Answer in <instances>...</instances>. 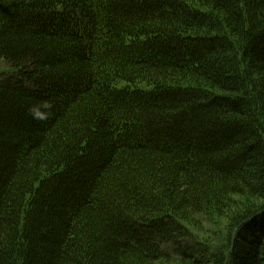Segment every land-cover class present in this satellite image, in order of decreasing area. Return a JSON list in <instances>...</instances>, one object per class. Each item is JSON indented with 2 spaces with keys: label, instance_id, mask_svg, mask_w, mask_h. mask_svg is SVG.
<instances>
[{
  "label": "trees",
  "instance_id": "trees-1",
  "mask_svg": "<svg viewBox=\"0 0 264 264\" xmlns=\"http://www.w3.org/2000/svg\"><path fill=\"white\" fill-rule=\"evenodd\" d=\"M0 61V264H264V0H0Z\"/></svg>",
  "mask_w": 264,
  "mask_h": 264
},
{
  "label": "clouds",
  "instance_id": "clouds-1",
  "mask_svg": "<svg viewBox=\"0 0 264 264\" xmlns=\"http://www.w3.org/2000/svg\"><path fill=\"white\" fill-rule=\"evenodd\" d=\"M52 105L48 102H43L42 104L38 105V106H33L29 109V112L32 114L34 119H38V120H44L47 119V115L48 113L46 112H41L40 108H44V109H51Z\"/></svg>",
  "mask_w": 264,
  "mask_h": 264
},
{
  "label": "rangeland",
  "instance_id": "rangeland-1",
  "mask_svg": "<svg viewBox=\"0 0 264 264\" xmlns=\"http://www.w3.org/2000/svg\"><path fill=\"white\" fill-rule=\"evenodd\" d=\"M1 68H3V63H1V61H0V69H1Z\"/></svg>",
  "mask_w": 264,
  "mask_h": 264
}]
</instances>
